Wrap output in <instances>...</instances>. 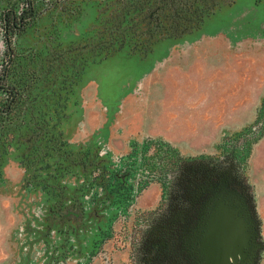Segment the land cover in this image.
Listing matches in <instances>:
<instances>
[{
	"label": "rangeland",
	"instance_id": "obj_1",
	"mask_svg": "<svg viewBox=\"0 0 264 264\" xmlns=\"http://www.w3.org/2000/svg\"><path fill=\"white\" fill-rule=\"evenodd\" d=\"M134 1L68 0L60 7L36 0L37 16L12 41L17 81L30 69L46 68L53 54L77 57L57 80L60 96L42 103L43 115L50 117L37 119L50 118V127L64 131L77 156L88 151L119 164L133 149L138 152L126 176L135 186L130 219L116 205L100 217L87 211L82 221H57L53 211L61 195L44 189L45 183L67 187L69 198L81 197L83 176L80 168L75 176L64 174L60 165L67 162L56 156L37 165L44 171L29 186L34 178L22 164L28 153L24 129L34 125L26 116L18 139L0 149V264H142L144 247L160 248L146 244V230L176 198L171 163L181 161L234 171L251 197L264 245V109L254 123L264 96V0H221L199 29L182 38L151 41L132 30L123 42V12L122 27L143 24ZM29 8L28 0H0V77L9 60L4 19ZM54 79L51 72L40 92ZM10 99L0 92V110ZM167 144L176 159L167 157ZM164 157L174 162L167 165ZM163 262L162 256L151 261ZM257 264H264V247Z\"/></svg>",
	"mask_w": 264,
	"mask_h": 264
},
{
	"label": "trees",
	"instance_id": "obj_2",
	"mask_svg": "<svg viewBox=\"0 0 264 264\" xmlns=\"http://www.w3.org/2000/svg\"><path fill=\"white\" fill-rule=\"evenodd\" d=\"M49 2L62 7L67 4L68 0H49ZM28 3L30 6L29 12L32 11L31 15L27 18L30 20L29 22L23 21L22 23L14 21L13 15L4 19L5 44L9 52L8 55L12 52L14 59L8 68L6 80L13 84L8 86L6 91L0 88V92L3 91L11 94L10 101H12V104H8L4 109V113L0 110V149L12 145V143L18 139V135H20L21 130H23L22 127L27 123L25 117L29 116L34 128L29 130L24 129L26 134L25 142L28 144V153H24L22 163L27 171L31 170V176L34 178L33 180L28 181V184H30L29 186H31L33 181H36V178H41V175L39 174L44 171V169H41V167H38L37 165L44 162L46 159H51L56 156L63 158L64 161L67 162L66 167L60 165V169L64 174L75 176V168H80L83 176V183L80 188L77 189L79 194L81 193V197L73 196L72 198H69L64 192L67 187H60L58 185L52 187V185L45 183L44 189L52 188L61 195L60 200L54 205V211L51 209L55 213L54 217L56 220L60 221V223H66L69 220L82 221L86 219L87 211H89V215L93 214L95 217H100L101 214H104V210L108 211L116 205L118 206V209L123 210L121 212L122 215L120 216L130 219L133 210L132 208H134V202L132 201L135 199V186L130 183V178H126V176L134 170L133 159L138 155V152H134L133 149L131 153L128 154L126 160H124V158L120 159L119 164H113L108 158H95L94 154L89 153L88 151L82 152L77 156L75 151L70 148L69 143L65 138L64 131L60 129L58 130L57 126L50 127V118H47L42 122L37 119L38 116L50 117V113L43 115L41 109L42 103L45 101V98H48V96H51V98L60 96L57 91V80L58 78L59 80L60 78H63L64 68L68 65L73 66L77 57L71 58L66 53L53 54L51 58L48 59L46 68L41 69L42 71L39 70V73L38 71L30 69L27 71L25 79L17 81L19 76H16L15 72L17 67L15 60L16 51L13 48L12 41L16 36L23 32L26 25L37 16L36 8L34 7L36 0H28ZM220 3L221 0H135L134 6H138L143 24L142 26L136 25L134 29L122 27L123 22L126 19V12H123V16L120 18L118 24L119 34L122 36L123 42L125 37L132 30L147 35L151 41L164 35L167 37L182 38L185 35L191 34L194 30L199 29L204 22V18L209 16L215 8L219 7ZM132 4L133 3H131L130 6H132ZM51 72H54V84L47 85L48 90L41 93L39 85L41 82H46L47 77ZM18 87H20V89ZM37 89L39 92L36 91ZM263 109L264 98L259 114H261V110ZM259 117L260 115H258L256 122H258ZM13 127L14 129L17 128V134L12 129ZM165 146L167 149V157H171L170 153L173 159H176L175 156H179L174 150H172L169 144ZM148 151L149 150L146 151V154ZM98 153L101 154V152ZM1 159L2 157L0 156V164ZM169 160L171 159L166 157L163 159L164 163L167 165L169 162H174ZM203 163L215 165L206 161H203ZM171 164L175 165L180 173L191 163L181 161L178 164ZM161 170H164V168ZM57 176L58 175L53 176V180H56ZM178 177L179 175L175 177L173 184L176 182V186L180 189L181 183ZM42 182H45V180L43 179ZM37 183H39V181H37ZM97 189H101L102 194H97ZM84 197L88 199L87 203L85 199H81ZM182 200L183 199L181 198L179 201L171 202L168 210L173 209L177 205L182 208L186 207L185 203L181 202ZM167 214L168 211L166 215L163 214L158 218H154L151 222L152 224L148 226L146 233L153 232L152 229L156 228V225L159 222L158 220L162 219L164 215L167 216ZM120 216L112 222L111 228H113L116 220ZM110 239L111 234L107 235L105 242ZM148 243L149 241H146V244L149 246ZM150 245L155 246L154 244ZM100 249H102V247H97V250ZM159 250L160 248L155 249V247H144L146 256L142 259V264H152L151 261L161 257ZM97 255L98 253L96 251L91 260ZM163 264H171V261L167 256L164 258Z\"/></svg>",
	"mask_w": 264,
	"mask_h": 264
},
{
	"label": "flooded vegetation",
	"instance_id": "obj_3",
	"mask_svg": "<svg viewBox=\"0 0 264 264\" xmlns=\"http://www.w3.org/2000/svg\"><path fill=\"white\" fill-rule=\"evenodd\" d=\"M31 12L23 11L18 16L12 11L9 16L13 15L14 21L17 22H29L27 18ZM13 59L14 55L10 52L7 66L0 77V88L4 91L8 87L5 85L7 71ZM8 104H12V101ZM175 172L179 175L181 188L175 191L174 201L182 198L181 202H184L186 207L177 205L168 210L167 216H163L165 220H158L156 228L152 229L153 232L147 233L151 236L147 240L149 246L158 244L160 255L163 259L167 256L171 264H206L200 247L207 223L216 207L225 203L233 208H240L239 215L248 224L246 244L238 246L246 247L244 257H239L238 264H257L259 253L264 247L259 234V220L251 197L234 171L200 162L186 166L180 173L178 169ZM154 235L157 241L154 240Z\"/></svg>",
	"mask_w": 264,
	"mask_h": 264
},
{
	"label": "water",
	"instance_id": "obj_4",
	"mask_svg": "<svg viewBox=\"0 0 264 264\" xmlns=\"http://www.w3.org/2000/svg\"><path fill=\"white\" fill-rule=\"evenodd\" d=\"M239 213L225 203L212 212L200 247L206 264H238L244 255L246 247L238 246L246 244L248 224Z\"/></svg>",
	"mask_w": 264,
	"mask_h": 264
},
{
	"label": "crops",
	"instance_id": "obj_5",
	"mask_svg": "<svg viewBox=\"0 0 264 264\" xmlns=\"http://www.w3.org/2000/svg\"><path fill=\"white\" fill-rule=\"evenodd\" d=\"M2 1H6V0H2ZM224 44H225V43H224ZM222 46H223V44H222ZM182 47H183V46H182ZM182 49H183V48H181V50H182ZM186 49L189 50V49H194V48H193V47H188V48H186ZM227 49H228V47H227ZM180 52H181V51H180ZM180 52H179V53H180ZM179 53H178V54H179ZM227 53H228V55H227V57H228V56H229V52H227ZM204 54H207V55H208V53L205 52V51H204ZM199 60H200V58H198V61H199ZM194 86H195V85L193 84V85H192V88H193V89H194ZM238 86H239V83H236V88H238ZM227 89H228V88H227ZM227 89H226V90H227ZM239 92H240V90H239ZM239 92H238V95H240ZM263 98H264V96H263ZM263 98H262V101H263ZM262 101H261V105H262ZM261 105H260V107H261ZM259 110H260V108L258 109V113H257L256 119H255V122H256V120H257V118H258ZM255 122H254V123H255Z\"/></svg>",
	"mask_w": 264,
	"mask_h": 264
}]
</instances>
